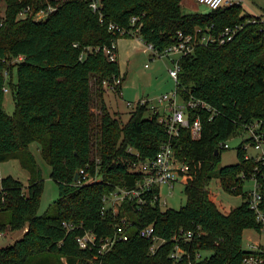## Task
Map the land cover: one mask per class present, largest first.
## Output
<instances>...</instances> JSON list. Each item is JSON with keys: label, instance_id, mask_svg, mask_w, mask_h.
<instances>
[{"label": "trees", "instance_id": "obj_1", "mask_svg": "<svg viewBox=\"0 0 264 264\" xmlns=\"http://www.w3.org/2000/svg\"><path fill=\"white\" fill-rule=\"evenodd\" d=\"M43 1L0 0V162L18 159L30 173L27 186L11 175L0 180V230L23 231L13 244L0 247V264H243L245 256L256 253L243 247L244 231H262L244 183L256 175L264 211V164L246 158L244 146L252 138L239 144L237 163L220 167V161L226 149L222 144L245 132L244 125L257 123L256 132L264 135L262 18L245 12L242 4L185 13L183 0H102L104 21L88 0H51L57 10L47 19L19 17L24 7L38 9ZM133 16L139 17L136 24ZM109 22L128 32L109 31ZM229 26H239L231 40L197 45L194 53L180 59L177 89L186 97L191 93L208 101L217 111L213 118L208 111L200 113V137L182 127L173 139L176 155L189 166L183 175L186 204L164 209L149 202L138 209L135 201H126L117 212L105 208L106 194L137 184L142 175L131 169L132 163L154 158L169 133L148 104H137L127 122L110 112L103 81L113 83L124 76L119 60H110L104 47L114 39L137 36L164 50L179 31L201 29L199 34L217 36ZM7 78L15 101L13 115L4 108ZM195 116L193 112L191 118ZM36 141L59 190L52 214L38 213L44 183L29 149ZM95 145L99 162L93 158ZM82 168L92 175L98 170L99 179L79 184L75 176ZM213 178L220 179L224 190L241 194L242 204L222 212L210 189ZM64 222L74 228L69 230ZM150 224L168 239L155 254L150 252L151 239L139 233ZM117 225H125L129 239L103 257L77 242L85 231L113 235ZM180 229L194 236L186 244L190 257L177 262L170 257L175 246L171 238ZM206 251L211 255L195 260L196 252Z\"/></svg>", "mask_w": 264, "mask_h": 264}, {"label": "built area", "instance_id": "obj_2", "mask_svg": "<svg viewBox=\"0 0 264 264\" xmlns=\"http://www.w3.org/2000/svg\"><path fill=\"white\" fill-rule=\"evenodd\" d=\"M57 1V0H56ZM91 8L99 13L101 21H104L102 12L103 3L102 0H88ZM198 2L207 5L211 9L219 8L222 6H230L234 4H242V0H198ZM44 6L35 9L33 5H27L20 13L19 17L32 16L34 20H45L51 13L57 10V5L51 0H44ZM139 17L133 16L132 23L136 24ZM264 22V19H262ZM239 26H229L225 28L219 35L214 36L209 33L199 34L201 29H197L194 33H185L179 31L176 37V41L165 48L159 50L153 43H145V52L151 53L154 57H167L171 60L172 66L168 67L169 74L176 82V88L172 92H166L157 98V103L152 104L148 99H142L133 104L128 102V105L136 107L137 104H148L152 113L158 114L159 122L167 126V132L169 133V140L161 145V148L154 158L147 160H140L134 162L131 165L133 171L139 172L142 177L137 184L132 188L118 187L110 194H106L103 197L105 202V208L112 207L115 212L118 211L119 206L126 201H135L138 209H142L149 202L152 204L158 203L161 207L166 205V199L162 198V188L166 187L169 193H172L176 183H184V173L189 170V166L180 160L176 155L173 139L178 136L182 127H190L192 136L198 138L202 132V121L200 113L202 111H208L213 118L217 111L206 100L196 97L191 93L189 97L184 96L177 89L179 83V73L181 71L180 59L184 56L194 53L197 45H208L211 43L223 44L231 40L234 34L238 30ZM108 30L114 33L118 32L121 35L127 33V29L119 27L114 22L108 23ZM137 37V36H136ZM118 39H114L110 46H105L104 50L112 61L118 60ZM77 45V44H75ZM92 49L88 47L87 50ZM99 49V47H96ZM86 51H84L80 58H84ZM21 59V57L17 58ZM6 76L8 72H5ZM123 82L122 76L114 79L113 83H109L108 80H104L103 83L107 89L114 90L118 94H122V90L118 91L117 87ZM9 87L5 86L4 91H9ZM196 112V116L192 119V113ZM246 131L250 133L248 138H252L250 144H252L259 152L256 155L246 154V158H255L257 161H261L264 164V135L256 132L257 123L252 125H244ZM228 141V140H227ZM224 142L222 145L229 148L228 142ZM248 144L244 147L247 149ZM131 150V149H130ZM132 151V150H131ZM136 154L139 153L136 151ZM96 161L99 162V157H96ZM98 171V170H97ZM96 174L92 175L86 168L80 169L78 173L77 181L79 184H85L97 181L99 177ZM242 176H245L243 173ZM251 179L255 180V186L249 190V204L250 207L256 212L257 219L262 223V230H264V211L261 208L262 194L260 192V184L256 175ZM159 188L160 191H156ZM149 196V197H148ZM125 221V220H123ZM68 229L74 228L73 224L64 222ZM140 235L144 238L151 239L152 244L150 246V252L155 254L160 246L168 241L167 238L162 237L156 233L155 226L153 224L144 226L140 229ZM5 235V232L0 230V238ZM193 232L180 229L172 236V240L175 241V246L170 252V257L177 261H184L187 257H190L189 248L186 244H189L193 240ZM129 239V233L125 229V225H117L113 235L98 237L93 231H85L83 234L77 236V242L82 249H96V257L105 256L115 245L120 241H126ZM256 253L249 254L244 257L243 264H264V248L259 245L255 248ZM205 256V252H196L195 260H200Z\"/></svg>", "mask_w": 264, "mask_h": 264}, {"label": "rangeland", "instance_id": "obj_3", "mask_svg": "<svg viewBox=\"0 0 264 264\" xmlns=\"http://www.w3.org/2000/svg\"><path fill=\"white\" fill-rule=\"evenodd\" d=\"M245 12L254 13L258 17L264 19V0H242ZM182 10L185 13L200 12L206 13L210 8L198 2V0H183ZM138 42L143 46L137 51H132L129 48L130 43L138 45ZM118 49L124 50V55L118 57L120 66L126 78L123 80L122 94L111 90L106 93L105 100L113 115L127 122L131 115V110L134 108L128 105V102L135 104L139 100L148 99L152 104L157 103V98L166 93L172 92L176 88V82L169 74L168 67L172 66V62L167 57H154L149 52L143 51L144 42L139 37H121L117 41ZM126 55V56H125ZM123 75V73H122ZM14 82H16V72H14ZM10 78L6 80V86L9 87ZM5 111L13 115L15 112V101L11 89L5 92L4 100ZM93 110L99 113L96 104L93 105ZM250 136V133L239 132L233 134L229 139V148H226L221 155L220 167L238 162V147L239 144ZM247 153L256 155L259 151L248 143ZM29 149L38 166L41 169V174L44 183V190L41 196L39 214H52L56 211V200L59 196L57 183L51 177V165L43 157L39 142H32ZM264 149V143H263ZM98 156V146L95 145L93 150V158ZM11 175L20 181L25 186L29 184L30 173L22 167L18 159H10L0 162V180L2 177ZM255 186L254 179H245L244 190L248 191ZM185 185L183 182L176 183L172 193L168 192L166 187L162 188V198L166 199L167 204L162 205V208L178 209L186 204V195L184 192ZM210 189L215 193L217 204L222 212H229L231 209L240 206L244 200L241 194H233L223 189L219 178H213L210 183ZM4 217L8 218L9 213L4 212ZM5 235L0 238V247H6L13 244L17 239L21 238L23 231L4 230ZM261 245L264 248V230L257 231L255 229H247L243 234V247L247 250H254ZM212 251H206L205 255L210 256Z\"/></svg>", "mask_w": 264, "mask_h": 264}, {"label": "crops", "instance_id": "obj_4", "mask_svg": "<svg viewBox=\"0 0 264 264\" xmlns=\"http://www.w3.org/2000/svg\"><path fill=\"white\" fill-rule=\"evenodd\" d=\"M243 5V4H242ZM251 14H253V15H256V14H254V13H251ZM256 16H258V15H256ZM121 47V46H120ZM120 47H119V49H118V57L120 58V57H122L123 55H124V50L122 49V50H120ZM143 46L141 45V43H139L138 42V45H136V44H132V43H130V45H129V48H131V50L132 51H137L138 49H140V48H142ZM143 51H145L144 50V48H143ZM126 56V55H125ZM121 67V66H120ZM121 72L123 73V76H124V79L126 78V74L127 73H124V71L122 70V68H121ZM122 85H123V82H122ZM121 88H122V86H121ZM122 90V89H121ZM109 91H111L110 89H106V91H105V93H104V96H103V99H104V101H105V103H106V105H107V102H106V100H105V97H106V93H108ZM107 107H108V105H107ZM109 108V107H108ZM110 110V109H109ZM100 111V110H99ZM111 112V111H110Z\"/></svg>", "mask_w": 264, "mask_h": 264}, {"label": "water", "instance_id": "obj_5", "mask_svg": "<svg viewBox=\"0 0 264 264\" xmlns=\"http://www.w3.org/2000/svg\"><path fill=\"white\" fill-rule=\"evenodd\" d=\"M78 178V174H76V176H75V179H77Z\"/></svg>", "mask_w": 264, "mask_h": 264}]
</instances>
